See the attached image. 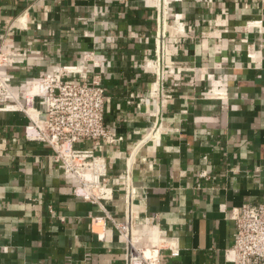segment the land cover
<instances>
[{
	"label": "crops",
	"instance_id": "0c3cea01",
	"mask_svg": "<svg viewBox=\"0 0 264 264\" xmlns=\"http://www.w3.org/2000/svg\"><path fill=\"white\" fill-rule=\"evenodd\" d=\"M164 17L170 97L159 135L141 144L153 117L140 100L157 79ZM0 48L27 52L2 68L18 93L63 65L79 66L78 79L100 78L114 132L96 148L114 189L105 210L124 219L119 175L129 166L146 257L234 264L225 256L232 215L264 202V0H0ZM46 107L37 98L36 110ZM28 122L0 111V264H127L126 239L110 219H95L102 206L74 194L52 148L26 138ZM162 231L170 247L159 244Z\"/></svg>",
	"mask_w": 264,
	"mask_h": 264
},
{
	"label": "built area",
	"instance_id": "2783aa9c",
	"mask_svg": "<svg viewBox=\"0 0 264 264\" xmlns=\"http://www.w3.org/2000/svg\"><path fill=\"white\" fill-rule=\"evenodd\" d=\"M160 5L166 0H159ZM156 49V76L152 92L140 101L153 117V125L141 144L153 142L159 135L164 117L163 107L170 97L166 86L163 61L167 47L166 19L159 21ZM26 51H6L0 48V111L24 112L29 122L25 136L48 144L54 159L72 179L73 192L82 199L102 206L104 215L95 219H110L128 244L127 264H161L158 259L146 257L139 245L141 237L135 234L137 214V186L131 169L120 174L125 183V212L122 221L105 210L104 201L113 198L114 189L109 185L107 160L98 155L96 148L114 140V132L106 120L108 95L97 75L90 79L74 77L77 65H63L26 81L25 90L18 93L10 75L2 68L24 63ZM218 95V94H217ZM37 98L46 101L45 114L36 110ZM90 140L93 147H80L79 142ZM202 175H207L202 173ZM53 212L52 206L50 207ZM236 229L232 246L225 251L226 259L234 264H264V202L247 203L234 212ZM169 237L160 232L159 244L170 247Z\"/></svg>",
	"mask_w": 264,
	"mask_h": 264
}]
</instances>
